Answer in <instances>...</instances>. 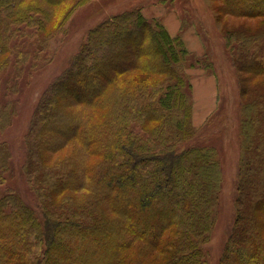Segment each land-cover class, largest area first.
<instances>
[{"label": "trees", "instance_id": "1", "mask_svg": "<svg viewBox=\"0 0 264 264\" xmlns=\"http://www.w3.org/2000/svg\"><path fill=\"white\" fill-rule=\"evenodd\" d=\"M86 1L0 0V91L10 56L26 61L23 42L34 38L40 50L56 27L54 11L72 2L61 25ZM218 1L234 16L264 15V0ZM137 9L89 29L40 98L24 164L40 201L0 195V264H209L204 244L220 170L212 148L187 145L194 130L181 66L195 56L181 28L171 36ZM219 31L237 75L243 145L220 264H264V23ZM204 55L189 65L206 66ZM10 106L0 94V129ZM9 159L0 141V183Z\"/></svg>", "mask_w": 264, "mask_h": 264}, {"label": "rangeland", "instance_id": "2", "mask_svg": "<svg viewBox=\"0 0 264 264\" xmlns=\"http://www.w3.org/2000/svg\"><path fill=\"white\" fill-rule=\"evenodd\" d=\"M151 4H160L165 8L175 10L179 14L177 18L181 33L193 27L204 47L201 55L191 52L195 58L188 59L181 66L190 84L187 92L190 93L188 95H190L191 106L200 102L192 96V76L194 74H210L215 76L217 81L216 106L207 114L195 108V125L192 121L194 134L187 141V145L205 146L216 152L220 183L211 228L204 244V253L209 264H220L224 244L235 217L234 200L243 145L239 126L241 113H239L237 75L225 50L219 27L230 29L243 25L255 28L264 23V15L234 16L221 11L218 0H87L71 11L61 24L62 26L58 23L72 2L60 5L54 11L53 22L56 27L42 48L38 50L35 47L34 38L26 40L21 45L29 52L24 57L26 58L25 63L16 65L15 57L11 55L12 65L1 73V99L9 101L12 107L9 108V123L0 129V141L6 142L10 154V168L5 174V181L0 183V195L9 192L8 190H14L24 202L37 207L40 200L28 182L24 164L27 159L25 135L28 133L40 98L69 67L81 43L86 39L89 29L114 14L128 10L139 8L142 14L141 7ZM203 55L207 58L206 66L189 65L191 61H195L196 57ZM151 78L149 75H142L141 79L150 81ZM200 90L199 97H205V94L201 97ZM8 252L9 249L6 253ZM130 253L133 254L132 251ZM162 257L163 255L154 261H159Z\"/></svg>", "mask_w": 264, "mask_h": 264}, {"label": "crops", "instance_id": "3", "mask_svg": "<svg viewBox=\"0 0 264 264\" xmlns=\"http://www.w3.org/2000/svg\"><path fill=\"white\" fill-rule=\"evenodd\" d=\"M141 11L146 18L155 17L160 19L171 36H175L180 33V23L177 18V15L179 14H177L175 10L165 8L160 4H151L149 6H142ZM191 28L192 29L187 28L181 33L182 40L190 52L201 55L204 51V47L199 40L194 28ZM203 85L208 96L205 95V97L200 98L198 93ZM197 88L198 90L196 91ZM217 93V81L215 76L210 74H194L192 76V96H194V99L200 101L198 104L194 103L192 106V121L194 125L195 108H199L204 114L211 112L216 106Z\"/></svg>", "mask_w": 264, "mask_h": 264}, {"label": "bare ground", "instance_id": "4", "mask_svg": "<svg viewBox=\"0 0 264 264\" xmlns=\"http://www.w3.org/2000/svg\"><path fill=\"white\" fill-rule=\"evenodd\" d=\"M204 85L201 87V90H200V92H201V97L203 96V94H205L206 96H208L207 95V93H206V91H204Z\"/></svg>", "mask_w": 264, "mask_h": 264}]
</instances>
